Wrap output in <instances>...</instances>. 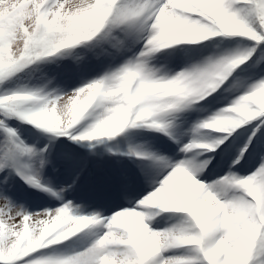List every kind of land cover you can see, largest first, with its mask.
Instances as JSON below:
<instances>
[{"label": "snow or ice", "instance_id": "obj_1", "mask_svg": "<svg viewBox=\"0 0 264 264\" xmlns=\"http://www.w3.org/2000/svg\"><path fill=\"white\" fill-rule=\"evenodd\" d=\"M0 264H264V0H0Z\"/></svg>", "mask_w": 264, "mask_h": 264}]
</instances>
